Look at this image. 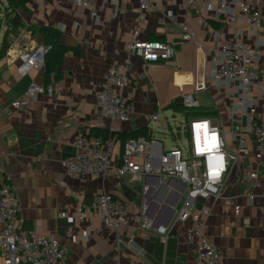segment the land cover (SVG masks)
Listing matches in <instances>:
<instances>
[{
    "label": "crops",
    "instance_id": "obj_1",
    "mask_svg": "<svg viewBox=\"0 0 264 264\" xmlns=\"http://www.w3.org/2000/svg\"><path fill=\"white\" fill-rule=\"evenodd\" d=\"M213 1L204 0L197 8L177 4L142 11L138 0H100L99 20L95 21L88 10L71 0H29L31 13L19 10L24 26L15 35L10 32L13 15L7 11L6 0H0V183H8L17 193L26 231L55 237L67 248L63 264H105L115 253L113 231L92 227L90 217L78 220V206H88L103 192L121 197L128 209L121 233L125 243L118 251L121 264H197L185 238L190 221L177 219L185 183L159 175L135 180L130 175L118 178L113 174L76 179L66 174L63 162L74 155L75 138L91 130L126 137L146 128L162 143V149L177 145H167L168 139L162 136L171 131L170 114L179 113L170 104L183 94L195 92V84L206 69L193 43L179 46L175 58L161 63L145 66L141 58L132 57L125 90V94H135L129 121L112 120L99 113L96 93L109 68L126 58L125 47L135 29L143 40L177 39L182 25L204 32L207 43L214 32L231 35L234 27L218 21L208 9ZM248 1L264 4V0ZM166 8L173 11V18L165 17L161 10ZM211 21L221 27L214 28ZM43 26L58 29L61 43L80 47L81 54L69 52L63 57L58 66L60 77L46 73L44 67L20 76L19 54L44 44V35L38 30ZM33 83L55 84L58 94H39L28 107L14 108L12 103L24 97ZM209 90L195 93L196 99L217 112L210 118L228 126L224 92ZM255 94L260 92L255 90ZM259 113L264 120V95ZM154 114L158 117L151 119ZM120 149L118 142L116 155ZM152 149L147 144L146 152ZM248 169L258 173L253 189L243 178ZM138 185L147 188L141 205L136 203ZM236 206L240 207L239 214L235 213ZM195 208L205 222V233L222 251L223 264H264V157L258 161L253 151L241 155L227 174L219 198H198ZM146 219L155 227H165L166 237L143 228ZM0 264H6L1 254Z\"/></svg>",
    "mask_w": 264,
    "mask_h": 264
},
{
    "label": "built area",
    "instance_id": "obj_2",
    "mask_svg": "<svg viewBox=\"0 0 264 264\" xmlns=\"http://www.w3.org/2000/svg\"><path fill=\"white\" fill-rule=\"evenodd\" d=\"M89 11L99 20L100 0H71ZM142 11L166 5L197 8L204 0H138ZM218 21L234 27L231 35L214 32L210 43L204 32L182 25L180 35L173 40H143L135 29L127 41L126 58L112 65L98 87L95 108L112 120L127 122L133 114V91L125 94L129 85L132 57H139L146 66L161 63L176 57L178 47L193 43L196 52L205 60L206 69L195 84V92L183 94L185 107L198 106L195 93L215 89L224 92L227 111L226 122L213 118H192L187 122L188 147L179 145L162 149V143L153 137H131L120 144V153L115 154L118 141L114 137L105 140L79 134L73 144L75 153L63 162L66 174L72 178L104 177L113 174L120 178L130 175L134 180L141 176L159 175L165 179H179L186 184L185 198L177 213L180 221H190L185 238L195 254L197 264H223L222 251L205 233V222L195 208L198 198L214 196L218 199L221 187L231 167L241 155L261 161L264 157V120L259 113L261 96L264 95V4L253 5L248 0H215L208 5ZM165 17L173 18L169 8L161 10ZM49 47L39 44L33 49H24L19 54L20 76L33 69L43 68ZM255 90L260 95L255 94ZM46 94L55 97V84H31L24 97L15 100L16 109L28 107L34 96ZM154 114L151 119H156ZM228 138L235 143L230 151ZM154 147L146 152V146ZM117 157V161L115 158ZM249 189L256 186L258 173L248 169L243 175ZM147 194L145 190L144 197ZM240 207H235L239 214ZM19 197L8 183H0V254L6 264H63L67 248L52 236H45L23 228ZM78 220L90 217L92 227L111 230L116 235V251L105 264H121L119 248L125 243L122 229L126 223L128 209L124 200L114 194L103 192L95 195L88 206L77 208ZM143 228L153 230L164 239L167 230L155 227L146 219Z\"/></svg>",
    "mask_w": 264,
    "mask_h": 264
},
{
    "label": "trees",
    "instance_id": "obj_3",
    "mask_svg": "<svg viewBox=\"0 0 264 264\" xmlns=\"http://www.w3.org/2000/svg\"><path fill=\"white\" fill-rule=\"evenodd\" d=\"M6 2L7 11H10V13L13 15V27L11 28L10 32L16 35L18 34V29L24 26V22L19 14V10L26 11L28 14L31 13L28 7L29 0H6ZM211 24L216 29H219L221 27V24L216 21H211ZM38 30L44 35V44L49 47L45 60L49 64L50 72H54L57 77H60V73L58 72V66L62 63L63 57L69 52H72L75 55H80L81 49L80 47H73L62 44L60 41L61 33L58 29H55L51 26H43L39 27ZM4 47L5 46H3V48ZM170 106L174 111L184 114L187 122L189 119L192 118H209L210 116H213L217 113L215 110H213V107L208 103L199 102L198 106L196 107H185L182 103L181 96L175 98L170 104ZM87 135L100 138L102 140H105L108 137H114L119 143H124L128 138L131 137L141 136L145 137L148 140L152 138L146 128L134 132L126 137L118 134L115 137L116 133H109L105 130L101 131L100 133H93V130H91V132Z\"/></svg>",
    "mask_w": 264,
    "mask_h": 264
},
{
    "label": "rangeland",
    "instance_id": "obj_4",
    "mask_svg": "<svg viewBox=\"0 0 264 264\" xmlns=\"http://www.w3.org/2000/svg\"><path fill=\"white\" fill-rule=\"evenodd\" d=\"M209 91L210 90H208V92ZM169 117H170L171 131L166 133V135L162 134L163 137H166L168 139L166 144L169 145V143L170 144L174 143L182 147L184 150H186L188 147V136L186 134V128H185L187 124V120L184 114L177 113L175 116H172V114H170ZM230 141H231V138H228V147L230 151H233L235 148V144H233V141L232 143Z\"/></svg>",
    "mask_w": 264,
    "mask_h": 264
},
{
    "label": "water",
    "instance_id": "obj_5",
    "mask_svg": "<svg viewBox=\"0 0 264 264\" xmlns=\"http://www.w3.org/2000/svg\"><path fill=\"white\" fill-rule=\"evenodd\" d=\"M44 69H45V72L46 73H50L49 64L47 62H45V64H44ZM146 189L147 188L146 187H143L142 185H138L136 187V191L138 193V197L136 199L137 205H141L142 204L143 195H144Z\"/></svg>",
    "mask_w": 264,
    "mask_h": 264
}]
</instances>
